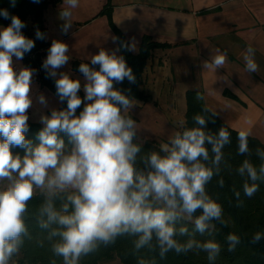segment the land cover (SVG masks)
Listing matches in <instances>:
<instances>
[{"label": "clouds", "instance_id": "1", "mask_svg": "<svg viewBox=\"0 0 264 264\" xmlns=\"http://www.w3.org/2000/svg\"><path fill=\"white\" fill-rule=\"evenodd\" d=\"M79 3L63 0L59 16L65 34L72 27V10ZM10 5L15 8L16 0H10ZM0 17L11 21L0 27V264H15L14 257H19L25 240H33L30 219L45 233L36 239L37 245L44 247L46 241L53 257L62 258L63 264H80L83 257L123 236L135 238V253L158 249L163 259L169 252H204L210 264H215L222 245L214 238L199 240L196 234L212 237L214 222L226 223L223 206L209 193L208 185L220 176L222 164L231 168L224 154L225 146L231 143L229 131L221 127L212 133L207 130L210 116L196 114L195 126L184 127L181 121L182 130L174 131L158 149L144 152V141L136 142L137 122L127 115L138 101L114 87V82L125 79L136 83L124 56L117 55L119 49L101 48L90 56V64L82 62L78 69L84 78L82 85L69 72L58 75L71 57L68 44L53 40L42 67L55 78L56 95L67 106L40 114L42 128L34 142L27 133L36 70L17 69L13 58L23 60L35 41L22 33L25 22L7 8L0 9ZM36 38L46 37L37 30ZM226 60L227 52L217 48L203 61V68L214 74L224 68ZM243 60L247 73L259 72L252 45L245 49ZM81 89L83 98L78 95ZM215 92L211 88L209 95ZM196 98L204 97L197 93ZM36 102L48 107L43 93ZM204 112L216 114L207 107ZM245 123L251 125L252 121L246 119ZM250 135V127L239 131L238 155L253 154L248 144ZM255 156L258 165L246 158L236 169L248 198L264 183V149L256 148ZM217 183L224 187L222 177ZM234 195L237 206H242L240 192L234 191ZM37 196L41 201L32 211L30 202ZM189 224L193 225L191 230ZM262 239L264 232L258 231L251 242ZM226 242L227 251L234 252L241 238L229 233ZM138 264L155 261L139 258Z\"/></svg>", "mask_w": 264, "mask_h": 264}, {"label": "crops", "instance_id": "2", "mask_svg": "<svg viewBox=\"0 0 264 264\" xmlns=\"http://www.w3.org/2000/svg\"><path fill=\"white\" fill-rule=\"evenodd\" d=\"M110 5L111 22L133 55L143 37L166 46L157 50L158 60L152 53L146 64L141 89L149 99L150 93L165 94L158 95V104L174 108L178 97L184 109L185 93L199 91L204 106L216 111L214 116L227 128L239 133L250 127L249 137L264 144V0H111ZM102 23L99 45L118 49L107 17ZM248 45L255 48L259 72L245 71ZM217 48L227 52L226 64L214 74L205 72L203 61ZM211 88L216 92L209 95Z\"/></svg>", "mask_w": 264, "mask_h": 264}, {"label": "trees", "instance_id": "3", "mask_svg": "<svg viewBox=\"0 0 264 264\" xmlns=\"http://www.w3.org/2000/svg\"><path fill=\"white\" fill-rule=\"evenodd\" d=\"M60 0H40L39 3H33L32 0H16V7L12 8L10 0H0V9L7 8L13 15H17L22 21L25 22L26 27L22 29V33L35 41V47L26 53L24 58L28 55H34V64L42 66L41 55L45 49H48L49 45L45 39L40 40L36 38V31L39 30L45 34V27L43 21V14L46 8L50 5L55 6L59 4ZM99 15H105L108 19V24L115 34L117 47L119 49V55H123L128 66L132 68L136 77V83L131 84L127 79L123 83H115L114 87L123 90L126 95L131 96L134 100L140 102H146L147 96L141 89L143 72L149 58V54L152 48L156 46H164L162 44L153 42L148 37H143L139 46L138 53L133 55L123 45L128 43L124 35L112 24L111 22V5L109 1L103 6ZM11 23L10 19L6 20L0 17V26L6 27ZM77 67V65H76ZM98 69V65L95 66ZM40 86L49 89L56 97L55 78L48 76L47 71L44 69L39 75ZM130 89V91H128ZM197 93L199 91H187L185 93V123L184 127L190 128L195 126L193 117L196 114H201L206 117L210 116L207 123V130L212 133L218 132L221 127L226 128L231 136V143L224 148L225 161L231 168L222 164V171L220 176L213 178L212 182L208 185V191L213 198L218 199V202L224 209L225 224L214 222L216 224L215 232L212 237L207 234L200 236L196 234V238L199 240H206L214 238L222 245V251L215 264H264V239L260 242L253 244L252 236L256 232H264V183H260L259 191L252 198H248L243 193V178H241L236 169L243 162L244 159H250L254 164L260 163L259 159L255 156V149H264V144L255 138H248L249 148L252 151L250 157L238 155V132H235L227 128L221 123L211 112H204V104L202 100H197ZM83 98L81 91L78 93ZM202 95V94H201ZM58 98V97H57ZM61 108H65L66 101L61 103ZM83 105L77 110H82ZM131 116V115H129ZM135 121L136 118L131 116ZM214 121V122H213ZM29 132L27 138L35 142V136L37 132L42 128V125L28 121ZM182 130V129H180ZM137 143H141L137 139ZM158 147L150 142H144V152L152 150ZM14 152H20L23 150L14 149ZM224 179V187L220 188L217 181L220 178ZM234 191H239L241 196L240 200L243 201L242 206H237L238 201L235 198ZM41 201V197L37 196L30 202V210L34 211ZM199 213H197L198 215ZM29 231L33 236V240H25L24 247L21 249L19 257H14L16 264H51V260L55 259L56 264H63L62 258L53 257L50 246L45 241V246L40 247L36 243V239L42 238L45 233L36 225L34 219L28 221ZM189 229L193 228V225H188ZM229 233H236L241 238L240 245L237 246L234 252L227 251L226 237ZM134 237L123 236L119 237L113 245L103 247L88 256L81 259L80 264H99L101 260H110L117 258L122 264H138L139 258L146 260H154L155 264H210L207 260V255L204 252L199 254L189 252L188 254L177 255L175 252H169L165 258L161 259L158 254V249L155 252H151L148 249H142L139 253H135L133 249ZM185 239V238H182Z\"/></svg>", "mask_w": 264, "mask_h": 264}, {"label": "rangeland", "instance_id": "4", "mask_svg": "<svg viewBox=\"0 0 264 264\" xmlns=\"http://www.w3.org/2000/svg\"><path fill=\"white\" fill-rule=\"evenodd\" d=\"M108 1L111 4V0H80L79 7L72 10V27L67 34L63 33L61 30L64 21L60 19L59 16L60 10H62L64 7L63 0H60L59 4L55 6L51 5L47 7L46 11L43 14V21L46 30L45 40L49 45L48 49L50 48L53 40L63 41L68 44L69 55L71 57L68 64L58 70V75L59 72H69L72 78H79L83 85L84 78L83 75L78 71L79 65L82 62L90 64V56L96 54V50L97 52H99V48H101V46L99 45L101 36L98 37V35L103 31L101 29V24H103L102 22H104L106 16L99 14L103 9V6ZM102 46L103 48L106 47L105 45ZM163 48L164 46H156L155 48H152L148 60L153 57L152 53L155 54V60H158L160 51L157 50ZM48 49H45L42 52V65L43 61L48 55ZM159 59L161 61V57ZM13 60L14 64L16 65H19L21 67H30L36 70L33 76L32 83V95L34 103L33 107L29 109V120L40 124V114H50L51 108L60 109V101L54 94H52L49 89L40 86L39 75L42 73L44 68L42 66H37L36 64H34V55H28L27 58H23V60L21 61H16L15 57L13 58ZM144 76L145 74L143 72L142 83ZM41 93H43L48 100L47 108L42 107L36 102V97ZM81 93L84 96V92L82 89ZM145 95L147 96L146 93ZM154 95L155 96L150 93L149 96H151V100L147 96L146 102H148L149 100L150 101L149 103H146L144 105H140V101H138V105L135 106L127 115H131L136 118L139 129L138 140L141 142H150L159 147L161 143L167 141L168 137L173 134L174 131L181 129V121L185 123L186 106L183 109V106L181 105L182 103H180L182 101L179 102L180 99L177 97L174 102L176 104V107L166 108L165 103L163 104V102H160V105L158 104L159 97L161 98L165 94L159 95L158 93H156ZM171 96L173 95L171 94ZM175 96L177 95L175 94ZM156 105H159V107L157 108ZM111 261H117L122 264L117 258H113L110 260H101L99 264H107Z\"/></svg>", "mask_w": 264, "mask_h": 264}, {"label": "built area", "instance_id": "5", "mask_svg": "<svg viewBox=\"0 0 264 264\" xmlns=\"http://www.w3.org/2000/svg\"><path fill=\"white\" fill-rule=\"evenodd\" d=\"M15 66L17 67V69H19V68L21 67V66H19V65H16V64H15Z\"/></svg>", "mask_w": 264, "mask_h": 264}]
</instances>
